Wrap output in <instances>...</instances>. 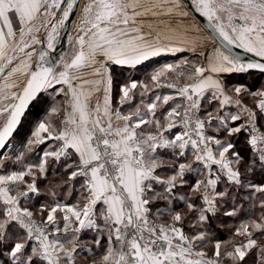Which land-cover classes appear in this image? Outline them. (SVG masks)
Instances as JSON below:
<instances>
[{
	"label": "snow or ice",
	"instance_id": "snow-or-ice-1",
	"mask_svg": "<svg viewBox=\"0 0 264 264\" xmlns=\"http://www.w3.org/2000/svg\"><path fill=\"white\" fill-rule=\"evenodd\" d=\"M0 264H264V0H0Z\"/></svg>",
	"mask_w": 264,
	"mask_h": 264
},
{
	"label": "crops",
	"instance_id": "crops-1",
	"mask_svg": "<svg viewBox=\"0 0 264 264\" xmlns=\"http://www.w3.org/2000/svg\"><path fill=\"white\" fill-rule=\"evenodd\" d=\"M169 59H172L171 57H169Z\"/></svg>",
	"mask_w": 264,
	"mask_h": 264
}]
</instances>
